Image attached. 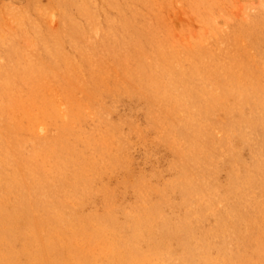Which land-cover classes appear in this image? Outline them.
Instances as JSON below:
<instances>
[{
  "label": "bare ground",
  "instance_id": "6f19581e",
  "mask_svg": "<svg viewBox=\"0 0 264 264\" xmlns=\"http://www.w3.org/2000/svg\"><path fill=\"white\" fill-rule=\"evenodd\" d=\"M227 27L206 53L137 46L86 78L9 80L0 264H264V13ZM124 96L144 100L145 127L112 121ZM125 125L170 151L168 178L128 169ZM116 169L117 195L105 182Z\"/></svg>",
  "mask_w": 264,
  "mask_h": 264
},
{
  "label": "rangeland",
  "instance_id": "374dc122",
  "mask_svg": "<svg viewBox=\"0 0 264 264\" xmlns=\"http://www.w3.org/2000/svg\"><path fill=\"white\" fill-rule=\"evenodd\" d=\"M204 1L0 0V94H9L12 79L49 82L65 80L77 71L86 78L92 67L100 71L104 65L116 67L134 59L139 53L137 46L160 47L159 57L172 47L184 52L201 48L206 53L217 36L232 29L227 26L249 21L259 11L264 13V0H216L217 4L201 17L199 9ZM110 97L106 94L101 101L112 106ZM59 103L58 109L67 113L66 104ZM114 108L112 121L131 118L135 124L146 126L144 100L124 96ZM44 127L42 138L54 132L47 124ZM83 129L94 130L89 121ZM124 129L127 131L126 125ZM127 133L125 142L132 145L125 150L128 169L153 184L159 179L156 174L160 180L168 178L170 151L152 143L148 139L151 134L142 141L138 134ZM40 139H33L34 145ZM23 148L29 151V146ZM124 172L116 169L115 175L105 178L109 186L117 188L116 195L124 189Z\"/></svg>",
  "mask_w": 264,
  "mask_h": 264
}]
</instances>
